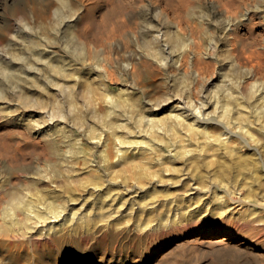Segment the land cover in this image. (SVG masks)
<instances>
[{
  "label": "rangeland",
  "instance_id": "obj_1",
  "mask_svg": "<svg viewBox=\"0 0 264 264\" xmlns=\"http://www.w3.org/2000/svg\"><path fill=\"white\" fill-rule=\"evenodd\" d=\"M40 1L42 4L47 0ZM48 1L51 4L45 10L49 16L31 14L24 20L6 15L8 7L22 4L23 0H0V27L7 24L9 28L0 32V66L13 56L14 50L20 49L34 61L30 70L38 78L34 85L20 81L16 86L14 78L0 70L5 92L10 94L0 102V197L3 195L0 205L4 204L6 186L10 182L24 185L34 178L35 185L41 187L46 196H57L67 206L58 221L39 222V230L26 234L22 222L6 227L0 211V226L3 225L4 229L0 235V264H264L263 221L258 224L237 217L230 220L226 217L208 218L204 208L196 216L182 214V210L198 211L206 197H196L194 189L190 188L207 183L198 179L188 155H177L182 140L171 135L169 128L160 130L159 136L153 139L152 148H144L141 144L142 149L129 147L126 150L129 156L134 155L136 160L142 161L144 171L152 173L144 181L131 177L129 166L121 168L119 163L110 166L103 161L99 152L105 146L95 147L85 141L89 138L90 121L84 118V122H79L71 118L64 126L73 135L84 139L85 147H92L91 159L94 158L95 162L77 157L74 170L51 181L46 177L38 179L41 167L43 171L47 170L44 158L48 153H38L44 149L45 142L26 124L44 118L47 122L60 124L49 118V114H53V98L62 97L53 94L56 87L50 81L58 74L45 61L48 57L52 61L64 60L72 64L83 60L91 68L85 74L91 85H98L101 79L113 92L127 88L129 94L138 97L143 113L125 106L111 112L118 123H125L126 128L117 127L115 133H111L98 123V130L102 129V134L109 137V160L114 158L118 139L129 137L149 141L152 137L149 117H162L170 108L181 107L180 98L183 102L194 103L197 100L212 101L217 97L221 103L226 85L239 80H242V91L251 84L264 89V0H236L234 13L217 7L216 0H69L80 7L78 16L72 17L71 23L74 35L82 45L81 50H72L65 44L63 30L68 17L63 18L55 29L50 28L58 2ZM177 7H180L181 16L173 10ZM63 13L68 14L69 10L65 8ZM177 25L185 33L182 34L183 40L189 44L185 50L173 47L165 37V33L173 31ZM22 34L33 37L41 50L49 51L48 57L34 59ZM144 34L158 36L156 43L165 57L168 56L165 65L155 61L141 45ZM14 60L17 68H28V60ZM72 64L66 67L68 71H77ZM68 78L67 83L72 84L70 76ZM47 81L50 83L45 85ZM44 85L47 90L38 93ZM22 86L33 91V96L41 101L23 107L21 99L11 92L19 93ZM93 97L98 101L96 108L106 106L100 90L95 91ZM262 102L250 104V108H256V114H264V100ZM81 106L86 109L83 104ZM205 112L218 113L213 105ZM140 114L144 116L142 120ZM229 128L238 131L234 124ZM179 137L186 143L189 141V135L184 131ZM64 139L66 137L61 136L58 142L61 148H66ZM246 142L241 140L238 143L244 154L253 151L254 142ZM192 147L187 145L186 148ZM15 153L19 162L11 161L10 164L8 158ZM61 164L66 168L68 163ZM204 169L211 172L214 165L205 164ZM245 189H240L242 194ZM230 197L238 199L239 195L233 193ZM100 214L104 215L100 217ZM31 222L34 223L30 221L31 225Z\"/></svg>",
  "mask_w": 264,
  "mask_h": 264
},
{
  "label": "bare ground",
  "instance_id": "obj_2",
  "mask_svg": "<svg viewBox=\"0 0 264 264\" xmlns=\"http://www.w3.org/2000/svg\"><path fill=\"white\" fill-rule=\"evenodd\" d=\"M167 1L168 0H166V2ZM57 2L58 5L55 6L53 10V24L50 26V28L55 29L56 25L63 18L65 19L68 17V22L66 23V26L63 30L65 36V44L71 46L72 50H81L82 45L76 39L72 27L73 24L71 23V21H73L71 18L78 16L77 13L80 10V7L73 4V2L71 3L69 0H57ZM236 2V0H216L215 3L218 4L217 7H220V9L222 8L229 13H234L237 8ZM50 4L51 2L48 0L43 2L42 4L40 0H23L22 4H17L15 6L8 7L7 9L5 8L6 15L11 19L24 20L29 19L31 14L37 15L39 17H47L50 14L46 15L45 7L47 8L48 6H50ZM167 5H170V3H168ZM65 8L69 10L68 14L63 13V9ZM173 10L177 15H180V7H177ZM178 21L180 22L181 19H179ZM227 23L228 21L226 22V24ZM126 27H128V25ZM179 27L180 25H177L176 29H174L173 31L166 32L165 37L173 47H181L185 50V48H188L189 44L185 43V41L183 40L182 34L185 33L181 31ZM225 28L227 29V26ZM8 29L9 28L7 24L2 25L0 27V32ZM22 35L29 48L28 52L34 57V59L39 60L48 57L49 51H47L46 49L41 50V48H39L38 46L39 44L35 39H33V37L31 38L29 37L30 35L27 34ZM13 37L15 36L13 35ZM157 37L145 35L141 45L147 50L149 56H151L155 61H159L160 64L165 65L167 63L168 56L165 57L164 52L156 43ZM72 43H74V46L72 45ZM59 57L62 58L61 55H59ZM14 59L28 60V68H17L15 66L16 62ZM4 61L0 66V70L5 75L12 76L15 81L14 83H17L16 86H19L20 81H26L30 85H34L36 84V82H38V78L36 77L35 73L31 71L34 67V61L32 60V58L28 57L26 53H23L22 50H14L13 56ZM45 61L47 62L49 67L52 68V70H55L58 74L55 79L49 81L56 87H54L56 90L55 92H53V94L61 96L62 99L57 97L53 98V114H49V118H54V120L59 121L60 124L52 123L54 121L47 122V119L45 118L41 120H27L28 122L26 123L28 124V126H30V128H33L35 132L39 133L45 142L44 149L42 148V150L38 153H48V156L44 158L47 164L45 169L47 170L43 171V168L41 167L43 172L41 171V169L40 172L37 171L38 179H41V177H46V179L52 181L53 178L57 176L60 177V175H65L69 170H74V167L76 165L74 160L77 157H85L87 158L88 162L94 163L95 159H91L92 147H85L84 145L85 141H90L91 144L95 147L105 146L99 152L103 161H107L110 166H115L116 163H119L121 168L129 166L131 177H135L136 179L140 180L143 179L145 181V178H148L150 175H152V173L144 171L142 161L136 160L134 155L129 156L126 153V150L129 147L130 149H132L133 147L142 149L140 148L141 144L144 145V148H152L154 144L153 139L159 136L160 130L169 128L172 132L171 135L176 138L178 137L180 139H178L179 141L182 140L179 145L180 149L177 151V155L179 157H185L186 155H188V160L190 164L194 166L198 179L202 183H207L204 186L196 184L194 187L190 188L194 189V194L196 197L203 198L202 196L205 195L204 197L206 198L205 201L202 200V205H200L197 212H195L196 209L191 211L182 210L183 215L196 216V214L200 210H202V208H204L207 211L208 218L226 217L228 220H230L232 217H237L239 220L249 223L259 222L258 224H260V221L264 222V114H260L259 112L258 114H256L255 112L257 111V109L250 108V104L255 105L256 103H263L262 101L264 100V89H257L255 84H251L245 89V91H242L240 88V83L242 80H239L235 83L232 82L226 85L223 90L224 93L221 103L218 102L217 97H214V100L212 101L197 100L194 103L190 101L183 102V100L180 98L178 102L183 103L181 107L176 106V108L174 109L170 108L168 113H166V115L162 117H149L147 121L152 136L149 141L135 140L130 139L129 137L118 139V143L116 142L114 146V158L109 160L107 158V156L109 155V152L107 150L109 137L102 134V129L98 130V123L104 125V127H106L105 130L111 133H115L117 127L126 128L125 123H118L116 118L114 117L115 114H111V112H113L117 107L125 106L131 110L136 109L140 113H143L144 108L142 106L139 107L138 97L129 94L127 92V88L113 92L101 79L98 82V85H91L87 78V75H85L91 70V68L90 65L84 64L83 60L76 61L72 64L70 62H65L64 60L52 61L48 57L45 59ZM69 64H72L74 67L73 69H76L77 71H68V68L66 67ZM79 69L81 70L79 71ZM69 76L72 80V84L67 83V81H69ZM182 79H185L184 76ZM50 82L47 81L46 83H44L45 85H48V83ZM3 85L4 80L0 76V102L10 95L8 92H5ZM45 85L41 89H39L41 91H39L38 93L47 90ZM97 90H100V93L103 94L104 100L106 101V106L103 109L102 107H95L97 106L96 103L98 101L96 100L97 98L93 97V93ZM11 92L16 98L21 99L22 102L20 103L23 105V107H28L26 106L27 103H31L32 105L41 101L39 97L33 96V91L26 90L24 89V87L19 93H14V91ZM81 104H83V107L86 106V109L82 108ZM211 105H213L215 111L220 114L216 112L214 114L206 113L205 110ZM140 115V120H142V117L144 118V116L143 114ZM12 116L16 117L17 114H13ZM71 118L76 119L79 122H84V118L90 121L91 124L89 125V138H86L85 141L84 139H80L81 137L79 138L73 135L72 132L67 129L66 126H64V124L67 125L68 120H70ZM61 123L63 125H61ZM231 124H234L237 127V132L229 128ZM182 131L189 135V141L187 143L185 142L186 140H183L181 137H179ZM61 136L66 137V139L63 140L66 148H61L58 143ZM90 138L92 140H90ZM12 140H14V138ZM241 140L244 141V143H247V140L254 142L252 143L253 151H250L246 154L240 152L241 146H239L238 143H240ZM4 145H6V147L8 146L7 144ZM187 145H192L193 147L186 148ZM12 155L13 157L8 158L10 164L11 161L15 163L19 162V159L15 157L16 153ZM2 157L4 156H1V158ZM63 162L68 163L66 165L68 168H65L64 165L61 164ZM205 164L214 165V169H212L211 172H208L204 169ZM10 170V172L13 171L11 168ZM14 174L17 176L16 173ZM70 174L72 173L70 172ZM27 177H29V175ZM97 178L98 177H96V179ZM177 180H180V178ZM29 181V183H26L24 185H21L20 183L16 184L10 182V185L6 186L4 204L3 206L0 205V207H2L0 211L4 219L2 222H5L6 227L12 225L14 226L15 223L18 224L22 222L26 227V230H24V234H26L27 232L31 233L39 230V228L37 227L38 223L45 222V220L47 219H51L52 223H55L56 221H58L60 216L63 217L64 210L67 206L64 201H61V199H58V197L55 195V197H50L49 195L46 196V192H43L42 189H40L41 187L38 188L35 185L36 179L34 180V178H32V180ZM243 187L246 188V191L242 194L240 189ZM233 193L239 195V198L232 199L230 195ZM2 196L0 198H2ZM18 215H20V217L22 215L23 218L20 219ZM101 215L102 214H100V217H102L104 214L102 216ZM30 221H33L34 223L31 222V225ZM239 225L240 224L238 223L237 226ZM251 227L254 228L252 224ZM1 229L4 230L3 225L0 226V235H3ZM193 232L198 233L199 231L194 230ZM223 234L228 235V233Z\"/></svg>",
  "mask_w": 264,
  "mask_h": 264
}]
</instances>
